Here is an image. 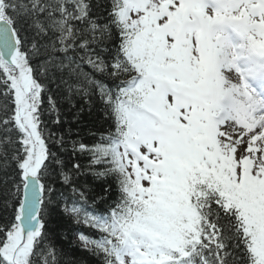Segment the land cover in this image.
Here are the masks:
<instances>
[{"label": "snow or ice", "instance_id": "snow-or-ice-1", "mask_svg": "<svg viewBox=\"0 0 264 264\" xmlns=\"http://www.w3.org/2000/svg\"><path fill=\"white\" fill-rule=\"evenodd\" d=\"M66 241L264 264V0H0V264H86Z\"/></svg>", "mask_w": 264, "mask_h": 264}, {"label": "trees", "instance_id": "trees-1", "mask_svg": "<svg viewBox=\"0 0 264 264\" xmlns=\"http://www.w3.org/2000/svg\"><path fill=\"white\" fill-rule=\"evenodd\" d=\"M61 108L66 113L68 112L67 104L63 101L61 102ZM68 119L72 120V117L69 115ZM68 126V124H65L62 131H66ZM71 127L74 134L73 139H82L85 143L91 144L95 142V137L90 135V131L97 134L102 133L109 127V124L105 121L102 113L96 109L92 113H89L87 110L81 113L79 123L72 121ZM76 133H79V135L77 136ZM76 159L81 163H87L86 157H78ZM100 184L101 181H94L92 178H88V186L92 190L93 195L101 192ZM69 226L71 227L70 222ZM69 236L72 237V242H74V236H72L71 232H69ZM63 246L65 251L71 256L86 261V264H97V261L94 258L88 256L87 253L79 251L78 248H73L71 243L66 241Z\"/></svg>", "mask_w": 264, "mask_h": 264}]
</instances>
